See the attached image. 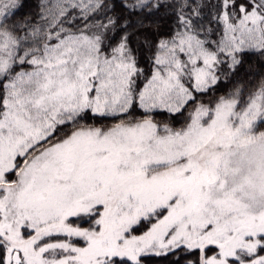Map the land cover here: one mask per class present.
Returning <instances> with one entry per match:
<instances>
[{
  "label": "snow or ice",
  "instance_id": "snow-or-ice-1",
  "mask_svg": "<svg viewBox=\"0 0 264 264\" xmlns=\"http://www.w3.org/2000/svg\"><path fill=\"white\" fill-rule=\"evenodd\" d=\"M22 8L0 0V264H264V78L216 95L264 57V0Z\"/></svg>",
  "mask_w": 264,
  "mask_h": 264
},
{
  "label": "trees",
  "instance_id": "trees-1",
  "mask_svg": "<svg viewBox=\"0 0 264 264\" xmlns=\"http://www.w3.org/2000/svg\"><path fill=\"white\" fill-rule=\"evenodd\" d=\"M23 8L19 10V14L15 17L16 20H20L22 16H31L34 17L37 23L44 25L45 22L40 20V5L42 0H21ZM118 2V0H117ZM117 11L121 10L117 8ZM79 9H72L70 12L71 16L78 17ZM126 14V13H125ZM101 16L103 14H100ZM153 22H160L163 24L161 29V35L166 36L171 25L174 22V17L170 14L169 11L165 9H160L154 15L149 16L145 20V25L153 24ZM66 27H72L75 30V27L82 26L79 22L74 25L66 24ZM148 36L153 42L158 39L155 35L154 28L147 31H141L137 36L132 38L131 44L134 49H138L137 55L139 57V67L143 68L145 75H150L151 71V62L149 57L152 54L150 50L144 44V37ZM264 78V57H260L258 54H249L244 57V62L242 66L238 69L237 73L230 78L223 80L219 86V91L216 95H223L226 92L230 91L237 84L243 85L245 92L250 90L253 85L259 82L260 79ZM142 86V85H141ZM172 258L166 259L164 257H146L145 264H170Z\"/></svg>",
  "mask_w": 264,
  "mask_h": 264
}]
</instances>
